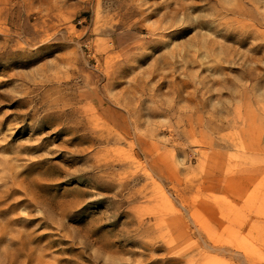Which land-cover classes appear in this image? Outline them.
Listing matches in <instances>:
<instances>
[{
    "label": "rangeland",
    "instance_id": "374dc122",
    "mask_svg": "<svg viewBox=\"0 0 264 264\" xmlns=\"http://www.w3.org/2000/svg\"><path fill=\"white\" fill-rule=\"evenodd\" d=\"M0 264H264V0H0Z\"/></svg>",
    "mask_w": 264,
    "mask_h": 264
},
{
    "label": "bare ground",
    "instance_id": "6f19581e",
    "mask_svg": "<svg viewBox=\"0 0 264 264\" xmlns=\"http://www.w3.org/2000/svg\"><path fill=\"white\" fill-rule=\"evenodd\" d=\"M91 136V135H90ZM87 139V138H86ZM116 146V145H115ZM30 148V147H29ZM107 170V169H106ZM114 183V182H113Z\"/></svg>",
    "mask_w": 264,
    "mask_h": 264
}]
</instances>
